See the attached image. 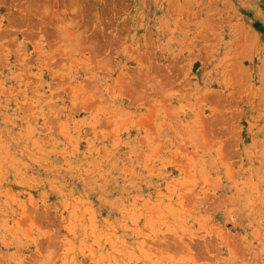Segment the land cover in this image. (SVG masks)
<instances>
[{
    "label": "rangeland",
    "instance_id": "374dc122",
    "mask_svg": "<svg viewBox=\"0 0 264 264\" xmlns=\"http://www.w3.org/2000/svg\"><path fill=\"white\" fill-rule=\"evenodd\" d=\"M0 264H264V0H0Z\"/></svg>",
    "mask_w": 264,
    "mask_h": 264
}]
</instances>
